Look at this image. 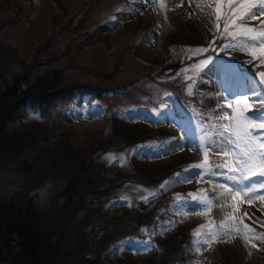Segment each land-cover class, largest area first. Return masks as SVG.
<instances>
[{
    "label": "rangeland",
    "instance_id": "rangeland-1",
    "mask_svg": "<svg viewBox=\"0 0 264 264\" xmlns=\"http://www.w3.org/2000/svg\"><path fill=\"white\" fill-rule=\"evenodd\" d=\"M240 2L0 0V88L12 86L13 77L20 90L44 76H56L48 80L52 87L71 81L108 87L128 83L96 98L87 86L75 90V96L65 87L48 90L61 101L42 112L31 109L24 97L16 98L5 122V130L10 122L9 134L25 132L38 121L48 129L50 142L68 141L82 157L89 153L88 143L108 137L121 117L148 136L91 156L104 164V178H114L116 186L93 204L106 218L145 214L156 206L154 220L142 226L137 222L139 237L107 245L101 262L103 254L96 247L79 251L70 243L56 264H114L118 257L141 264L162 240L183 228L192 244L190 260L183 264H264V241L257 238L264 234V187L250 172L242 179L234 160L244 148L236 140L237 123L250 131L257 151L264 152V129L257 128L264 123V43L241 39L245 32L259 37L264 15L243 18L246 10ZM251 2L259 6L261 0ZM219 32L225 38L215 42ZM176 160L182 168L159 184L136 180L149 177V168ZM196 164L203 167H192ZM20 182L1 188V198L18 191ZM250 185L256 186L251 198L239 191ZM52 195L50 184L34 194L36 209L48 222L55 211ZM4 233L16 253L15 233Z\"/></svg>",
    "mask_w": 264,
    "mask_h": 264
},
{
    "label": "trees",
    "instance_id": "trees-1",
    "mask_svg": "<svg viewBox=\"0 0 264 264\" xmlns=\"http://www.w3.org/2000/svg\"><path fill=\"white\" fill-rule=\"evenodd\" d=\"M225 38L222 32L214 37L215 42ZM212 52V51H211ZM206 55L210 56L207 52ZM171 64L170 67H177ZM58 71H55L56 74ZM52 75V76H55ZM25 74L19 79H23ZM7 88H0V189L9 182L20 179V189L9 198L0 196V264H56L59 253L73 243L80 251L88 246H94L107 258L105 247L122 238L139 237L140 225H148L154 220V209L147 213L132 212L124 216L106 218L100 212V206H94V200L107 196L116 187L112 177L104 178L105 166L91 157L96 151H103L116 144L132 146L146 139L143 128H130L122 117L115 123L108 137H96L90 141L87 156H80L73 151L68 141L57 139L50 142L44 123L34 122L25 132L9 134L5 130V122L11 118L9 108H14L16 98L24 97L25 104L33 110L45 111L53 101L60 98L47 93L69 88L75 96V90L87 86L94 97L122 90L126 85L105 86L102 83L82 84L65 83L60 87H52L49 81L54 78L41 77L24 90L15 88L17 81ZM49 80V81H48ZM134 78L129 82L133 83ZM50 84V85H49ZM17 85V84H16ZM17 87V86H16ZM62 103H65L63 101ZM54 105V104H53ZM85 139V137H84ZM119 148V147H117ZM181 161L169 162L159 169L149 168V177L136 179L133 174L124 177L135 178L144 185H157L165 177L180 170ZM151 173V174H150ZM140 172L137 174L139 175ZM133 175V176H132ZM142 175V174H140ZM45 184H50L53 193L51 203L55 211L49 222L36 209L35 192ZM3 192L2 190H0ZM0 192V193H1ZM166 201V200H165ZM164 202H157V205ZM98 210L99 212H96ZM127 215V216H126ZM11 228L17 236L13 242L18 246L16 253L11 252L12 242L4 230ZM98 228V229H97ZM99 233L90 239L89 235ZM191 234L183 228L159 243L158 249L146 256L141 264H183L190 260ZM114 264H137L128 257H120Z\"/></svg>",
    "mask_w": 264,
    "mask_h": 264
},
{
    "label": "snow or ice",
    "instance_id": "snow-or-ice-1",
    "mask_svg": "<svg viewBox=\"0 0 264 264\" xmlns=\"http://www.w3.org/2000/svg\"><path fill=\"white\" fill-rule=\"evenodd\" d=\"M228 2L231 5V0H228ZM239 7L246 10L244 13H242L243 18L254 19L257 13L264 15V0H261L259 6H257L255 3H252L251 0H241V2L239 3ZM233 11H235V9H233ZM217 27H219V25H217ZM240 27L245 26L240 25ZM227 28L228 24L225 23V31H227ZM247 31H255V29L249 28ZM241 39L254 43H264V31L260 33L259 37L249 36L247 35V32H245L241 35ZM261 75L262 77H264V73H262ZM247 122L251 123L250 120H248ZM236 127L239 129L236 134V140L239 143H242L244 145V148L240 151L238 156L234 158L235 163L237 164V168L235 169V171L241 173L242 179L247 178L243 174L249 172L252 173L253 176H258L260 178L258 181L260 187H264V152L257 151L251 139H249L251 133L245 126L237 123ZM257 128L264 129V123L257 125ZM262 139H264V137H262ZM261 148H264V143L261 144ZM192 167L202 168L203 165L196 164ZM254 169H259V172H255ZM185 171H188V169H185ZM227 178L229 180H235V177L231 175ZM239 191H243L246 197L251 198L256 192V186L250 185L248 186L247 191H245L244 189H239ZM244 227L249 231H254L252 229H249L247 225H245ZM257 238L264 241V234H258Z\"/></svg>",
    "mask_w": 264,
    "mask_h": 264
},
{
    "label": "water",
    "instance_id": "water-1",
    "mask_svg": "<svg viewBox=\"0 0 264 264\" xmlns=\"http://www.w3.org/2000/svg\"><path fill=\"white\" fill-rule=\"evenodd\" d=\"M9 129H10V122L8 121L7 131H9ZM1 229L4 230L2 227H1ZM7 233L8 234H12V229L11 228L7 229ZM12 237L16 240V235L15 234H13Z\"/></svg>",
    "mask_w": 264,
    "mask_h": 264
}]
</instances>
